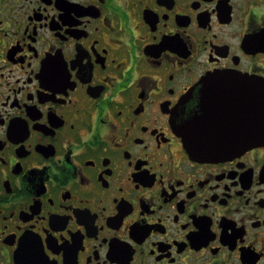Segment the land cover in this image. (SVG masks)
Listing matches in <instances>:
<instances>
[{
	"label": "flooded vegetation",
	"instance_id": "flooded-vegetation-1",
	"mask_svg": "<svg viewBox=\"0 0 264 264\" xmlns=\"http://www.w3.org/2000/svg\"><path fill=\"white\" fill-rule=\"evenodd\" d=\"M263 91L264 0H0V264H264V143L178 128Z\"/></svg>",
	"mask_w": 264,
	"mask_h": 264
},
{
	"label": "water",
	"instance_id": "water-1",
	"mask_svg": "<svg viewBox=\"0 0 264 264\" xmlns=\"http://www.w3.org/2000/svg\"><path fill=\"white\" fill-rule=\"evenodd\" d=\"M220 78L234 79L229 75H218ZM233 81V80H232ZM190 97H186L180 104V109L183 110L188 104ZM260 106L258 114L250 113L243 118V125L238 126V133L229 132L225 135L224 140L213 139L208 133L196 131L195 120L192 115L184 118L178 125L181 135L189 145L193 156L201 160H216L225 159L235 154L241 153L248 148L257 144L264 143V91L256 100ZM255 101V102H256ZM234 122L236 117L231 118ZM234 127V123L230 129ZM227 142L228 147H219L218 143Z\"/></svg>",
	"mask_w": 264,
	"mask_h": 264
}]
</instances>
